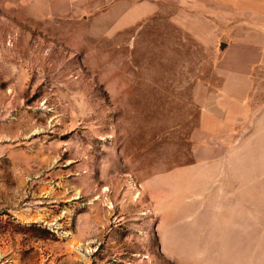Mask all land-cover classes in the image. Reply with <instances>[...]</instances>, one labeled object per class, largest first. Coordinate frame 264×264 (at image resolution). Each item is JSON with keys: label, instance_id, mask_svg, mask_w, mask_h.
<instances>
[{"label": "rangeland", "instance_id": "rangeland-1", "mask_svg": "<svg viewBox=\"0 0 264 264\" xmlns=\"http://www.w3.org/2000/svg\"><path fill=\"white\" fill-rule=\"evenodd\" d=\"M113 2L34 17L0 0V264H264V68L231 151L248 178L214 239L175 210L191 181L167 175L193 160L217 52L159 13L115 31Z\"/></svg>", "mask_w": 264, "mask_h": 264}, {"label": "crops", "instance_id": "crops-1", "mask_svg": "<svg viewBox=\"0 0 264 264\" xmlns=\"http://www.w3.org/2000/svg\"><path fill=\"white\" fill-rule=\"evenodd\" d=\"M53 1L18 0L30 4L34 17L54 12ZM58 1L61 14L71 9L72 0ZM36 2L41 6L36 7ZM113 8L117 10L115 31L130 28L140 19L146 23L159 13L176 23V32L195 37L192 48L217 52L213 64L216 80L198 81L193 89V99L199 105L196 123L190 129L193 160L184 172L167 176L171 187L180 179L191 181V203L183 199L175 209L183 220L191 214L196 226L213 225L214 239H227L233 222L229 215L237 213L230 210L231 186L241 193L248 178L242 171L241 157L231 155V151L237 144L239 125L249 114L247 100L257 80L256 70L264 68V0H114ZM182 43H177L176 49H184ZM166 64L165 59L160 61V65ZM146 182L143 186L150 187V181ZM166 186L162 182L157 185L159 189ZM207 202L212 205L207 207Z\"/></svg>", "mask_w": 264, "mask_h": 264}]
</instances>
